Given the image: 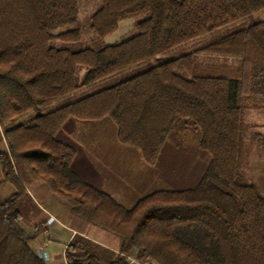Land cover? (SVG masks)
<instances>
[{"label":"trees","instance_id":"trees-1","mask_svg":"<svg viewBox=\"0 0 264 264\" xmlns=\"http://www.w3.org/2000/svg\"><path fill=\"white\" fill-rule=\"evenodd\" d=\"M78 0H0V151L4 182L16 191L0 200V264H44L31 243L42 230L21 225L24 186L14 163L67 200L74 215L110 231L119 252L136 249L158 264H264V196L239 181L244 88L264 90V19L178 57L162 54L264 10V0H102L91 29L105 37L120 21L144 15L137 32L101 49L73 51ZM85 72L81 79L78 72ZM108 81H110L108 83ZM101 86L52 109L44 106L88 86ZM111 117L121 142L154 164L176 122L201 132L210 165L194 188L158 190L123 207L71 169L76 149L55 138L70 117ZM2 182H0L1 184ZM77 236L67 264H127L111 250Z\"/></svg>","mask_w":264,"mask_h":264},{"label":"rangeland","instance_id":"rangeland-1","mask_svg":"<svg viewBox=\"0 0 264 264\" xmlns=\"http://www.w3.org/2000/svg\"><path fill=\"white\" fill-rule=\"evenodd\" d=\"M101 4L102 0H78L75 21L54 32L60 33L76 29L79 32V39L65 43L53 40L52 43L73 51L84 48L98 50L126 40L137 32V23L144 18V15L132 16L120 21L117 30L105 37L94 33L90 26L91 16ZM262 18H264V10L173 47L162 54L160 58H174L192 52L222 35ZM84 72L85 68L81 67L78 72L79 79L82 78ZM97 85L81 88L44 106L43 109L49 107L52 109L73 101L101 87ZM247 112V110L243 111L241 139L252 132L248 124L250 117ZM62 131L67 135L65 137L68 141L76 146L75 149L80 154V159L77 162L80 164L79 166H82L86 173L96 174L98 169L102 170L106 174L105 179L110 183L105 188L107 189L106 193L126 208L132 207L139 198L154 191L183 190L196 187L211 161L208 152L200 146V130L191 125L185 126L183 120L175 123L161 145L154 164H150L144 159L138 147L119 140L117 125L109 116L100 120L86 121L77 126L68 125ZM77 163L74 167L79 169ZM263 168L264 166L261 169ZM245 180L247 179H239L241 183H245ZM20 211L22 215H26L29 212V207L26 204H21ZM86 224L85 228L80 229L88 238L101 246L104 245L105 250H111L109 247L116 249L117 251L111 250L110 252L119 256V240L115 234L88 222ZM92 227L93 229H91Z\"/></svg>","mask_w":264,"mask_h":264},{"label":"crops","instance_id":"crops-1","mask_svg":"<svg viewBox=\"0 0 264 264\" xmlns=\"http://www.w3.org/2000/svg\"><path fill=\"white\" fill-rule=\"evenodd\" d=\"M244 26H247V24ZM240 103L244 108L243 110L248 111L247 113L250 117L248 124L252 132L240 140L237 159L239 179L246 178L245 184H253L264 196V168L261 169L264 166V90L254 91L244 88L240 94ZM86 121L92 120H81L75 117L68 118L56 130L55 138L76 148L68 141L67 137H65L67 135L62 130L68 125L77 126ZM0 151L5 153L9 151L1 127ZM79 157L80 154L76 151V155L71 161V169L85 182L103 192H107L105 188L110 183L108 182L109 180L105 179L106 174L100 169L96 171V174L92 172L86 173L83 170L84 168L82 169V166L77 163L80 159ZM76 163L79 169L74 167ZM14 169L24 186V193L18 201V209L20 211L21 204H26L29 207V212L26 215H22L20 211L22 216L21 225L29 233L33 232L36 226H42V230L31 243L33 251L42 259L44 264H67L66 249L68 244L77 236L88 238L83 230L80 229L87 226L86 222H84L85 220L72 213L71 205L67 200L55 194L42 182L32 179L23 163H14ZM3 179L4 174L0 164V182H2L0 184V200L2 201L11 197L16 191L12 183L4 182ZM109 248L117 251L114 248Z\"/></svg>","mask_w":264,"mask_h":264},{"label":"built area","instance_id":"built-area-1","mask_svg":"<svg viewBox=\"0 0 264 264\" xmlns=\"http://www.w3.org/2000/svg\"><path fill=\"white\" fill-rule=\"evenodd\" d=\"M118 254L127 264H158L145 256H141L136 249L126 253L118 252Z\"/></svg>","mask_w":264,"mask_h":264}]
</instances>
